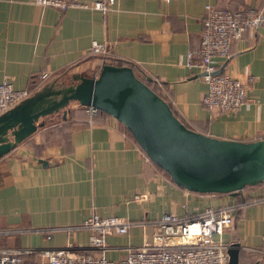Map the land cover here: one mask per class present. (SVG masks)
Returning <instances> with one entry per match:
<instances>
[{"label": "crops", "instance_id": "obj_1", "mask_svg": "<svg viewBox=\"0 0 264 264\" xmlns=\"http://www.w3.org/2000/svg\"><path fill=\"white\" fill-rule=\"evenodd\" d=\"M93 1L74 0L58 11L32 0H0V81L6 77L13 88L34 86L36 92L60 86L54 79L64 73L71 81L74 75L94 77L103 63L87 49L91 41L103 42L109 48L104 63L125 61L137 77H149L189 129L243 142L264 138V28L244 31L230 43L226 59H213L232 77H253L252 100L235 113L207 112L200 105L206 86L184 65L197 45L205 5L264 9V0H112L105 13L82 6ZM41 73L47 77L39 82ZM85 118L69 102L64 114L39 118L32 134L0 156V229L18 230L0 236V249L55 248L67 241L85 246L86 231H56L47 240L35 229L78 224L92 211L146 223L164 212L184 216L264 197V182L233 195L187 191L146 160L114 118L96 114L90 124ZM154 235L149 225L108 235L105 257L119 260L128 247L155 244ZM219 238L238 243L237 264H262L249 249L264 246V199L237 209ZM39 258L29 254L22 264Z\"/></svg>", "mask_w": 264, "mask_h": 264}, {"label": "built area", "instance_id": "obj_2", "mask_svg": "<svg viewBox=\"0 0 264 264\" xmlns=\"http://www.w3.org/2000/svg\"><path fill=\"white\" fill-rule=\"evenodd\" d=\"M112 2L98 0L82 6L105 13ZM32 3L41 8L51 7L58 11L76 5L74 0H32ZM200 26L197 45L186 53L184 61L187 69L198 72L206 86L200 97V105L207 112L235 113L251 99L248 92L253 77L247 75L240 80L225 72H217L213 59L217 58L221 62L226 59L230 43L244 31L264 28V9L245 7L230 11L205 5L200 17ZM87 53L98 56L104 63L108 58L109 48L106 43L91 41ZM46 77V73H41L39 82ZM34 89V86L15 89L11 82L3 77L0 81V114L30 96ZM80 107L83 108L86 123H92L98 110L91 106ZM137 149L149 160L138 145ZM262 199L264 197L251 201L241 200L215 208L206 207L196 214L184 216L164 212L155 221L146 223L130 221L121 216H99L92 211L78 224L35 229L44 233L47 240L50 239L51 233L56 231L73 233L83 230L88 233L87 245L79 246L67 241L62 247L55 248L0 249V264H22V255L27 254L40 257L31 264H227L228 244L223 243L219 235L232 226L237 209ZM133 225L151 226L157 242L128 247L125 256L119 260L107 259L104 252L105 237L111 234L122 235ZM17 231L0 229V236ZM249 250L264 264V246Z\"/></svg>", "mask_w": 264, "mask_h": 264}, {"label": "water", "instance_id": "obj_3", "mask_svg": "<svg viewBox=\"0 0 264 264\" xmlns=\"http://www.w3.org/2000/svg\"><path fill=\"white\" fill-rule=\"evenodd\" d=\"M72 81L43 86L0 114V156L32 134L39 118L64 114L74 102L114 118L148 159L187 191L233 195L264 182V138L243 142L186 128L131 67L103 63L95 77L74 75ZM226 253L227 264H237L238 243H229Z\"/></svg>", "mask_w": 264, "mask_h": 264}, {"label": "trees", "instance_id": "obj_4", "mask_svg": "<svg viewBox=\"0 0 264 264\" xmlns=\"http://www.w3.org/2000/svg\"><path fill=\"white\" fill-rule=\"evenodd\" d=\"M108 64H112V65H116V66H129V67H132L131 64L125 62V61H121V60H116V61H112V62H109ZM133 68V67H132ZM136 76V75H135ZM137 77V76H136ZM138 79H140L149 89H151L156 95L157 94V91L155 89V87L152 85V81L151 80H146L145 77H138ZM170 108V107H169ZM80 109L83 111V108L80 107ZM97 114H105L107 115L106 113L102 112V111H97ZM184 125V124H183ZM186 128H188L186 125H184ZM125 131L127 132V134L130 135V133L125 129ZM131 136V135H130ZM132 137V136H131ZM161 170V169H160ZM165 173V172H164ZM166 174V173H165ZM167 175V174H166ZM168 176V175H167ZM245 187V186H244ZM29 254L27 255H22V261H24L25 257L28 256Z\"/></svg>", "mask_w": 264, "mask_h": 264}, {"label": "rangeland", "instance_id": "obj_5", "mask_svg": "<svg viewBox=\"0 0 264 264\" xmlns=\"http://www.w3.org/2000/svg\"><path fill=\"white\" fill-rule=\"evenodd\" d=\"M54 80L55 81L57 80L56 82H59V84H61V85H68V84H70L72 82L70 77H69V75L66 74V73L58 76V78H56ZM31 263L32 262H30L29 264H31Z\"/></svg>", "mask_w": 264, "mask_h": 264}]
</instances>
